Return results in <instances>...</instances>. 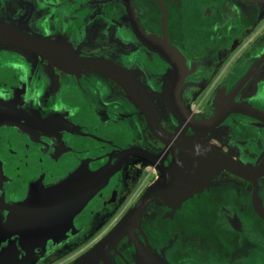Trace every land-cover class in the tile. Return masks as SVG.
<instances>
[{
  "label": "flooded vegetation",
  "instance_id": "af4514ba",
  "mask_svg": "<svg viewBox=\"0 0 264 264\" xmlns=\"http://www.w3.org/2000/svg\"><path fill=\"white\" fill-rule=\"evenodd\" d=\"M129 2L132 11L139 8L136 14L127 12L126 0H0V21L43 38L59 34L77 55L124 68L148 95L161 126L175 133L180 126L157 89L156 77L146 73L144 57L152 53L130 32L131 21L137 19L145 33L162 36L161 12L155 0ZM178 3L176 25L185 54L214 55L206 73L191 75L180 85L185 111L206 119L214 113L212 99L221 84L264 49V2ZM168 28L171 32L169 21ZM237 100L264 111V63ZM185 134L194 135L190 129ZM203 139L235 163L260 170L249 178L219 170L209 181L208 195L194 202L196 208L185 206L179 214L181 220L211 222L201 247L181 237L176 251H166L164 258L168 264H211L200 260L199 249L208 248L212 254L218 223L224 226L226 252L230 237L226 222L234 210L246 223L241 242L248 264H264V124L235 114L208 130ZM136 148L148 150L165 164L179 153L151 132L136 102L110 76L97 70L68 73L30 49L0 40V264H71L86 253L84 243L112 223L102 236L106 235L124 215L122 208L134 204L160 176L151 163L125 153ZM103 169L107 182L74 216V226L65 232L67 240L39 239L40 227L28 230L30 220L41 217L35 215V206L55 186L79 170ZM142 172L153 177L146 185L138 183ZM162 212H168L166 203L154 200L145 219L151 222ZM129 246L124 237L110 258L119 263L118 252L129 258ZM211 259L214 264L212 255Z\"/></svg>",
  "mask_w": 264,
  "mask_h": 264
},
{
  "label": "water",
  "instance_id": "95a60500",
  "mask_svg": "<svg viewBox=\"0 0 264 264\" xmlns=\"http://www.w3.org/2000/svg\"><path fill=\"white\" fill-rule=\"evenodd\" d=\"M155 1L161 12L162 36L158 33H145L139 28L137 19L136 22L131 21L130 32L145 51L152 53L151 57H144L145 69L156 77L157 89L164 97L172 117L180 126L175 133L168 132L161 126L148 95L124 68L105 59L77 55L70 42L59 34L43 38L0 21V40L30 49L55 68L68 73L77 74L87 70H97L117 81L146 116L151 132L164 143L171 145L173 153L174 148L179 151L178 154H173L172 161L168 164L143 148L125 152L127 155H136L154 165L160 171V176L106 235L71 264H99L101 260L104 264H168L164 255L166 251H176L181 237L192 240L191 245L198 247L202 245L201 238H204L203 233L211 222L202 221L199 218L181 220L179 214L187 207L196 208L194 202L208 195L210 179L222 169H228L245 178H249L260 170L259 167L250 169L235 163L221 150L205 142L203 137L208 130L235 114L253 118L264 124L263 110L237 100L241 89L263 65L264 49L255 59L221 84L212 99L215 110L209 118L203 119L189 115L180 101V85L191 75L206 73L204 71L208 69L207 65L213 64V60L208 59L214 55L210 53L202 58H193L185 54L179 42V30L176 25L178 0H167V4L165 0ZM126 2L127 12L136 14V11H139L138 7L135 8L136 11H132L129 0ZM253 2H264V0H253ZM168 13L172 18L171 21L168 20ZM168 21L171 32H169ZM172 38L174 41L171 40ZM186 129H190L194 135L187 136ZM106 182L105 169L97 172L79 170L70 175L65 181L55 186L50 196L44 197L40 205L35 206V215L41 217L38 220L35 217L30 220V222L35 221V224L32 226L29 222L28 230L40 227L39 239H52L56 243L67 240L69 236L65 235V232L70 225L74 226V216ZM154 200L164 201L168 212H162L151 222H147L145 212ZM26 205L24 207L28 208L29 206ZM259 206L261 207L258 203L257 207ZM177 211L179 216L173 215ZM239 217V213L233 210L230 220L226 222V229L230 231L226 252L222 238L224 226L220 228L217 223L214 235L215 248L212 254L207 252L208 248L205 252L200 248L201 261H210L213 264L212 255L214 264H248L249 254L244 252L242 248L244 244L241 242L246 223ZM236 235H238L237 240ZM124 237L130 240V257L127 258L118 252L120 260L117 263L110 258V252L117 251V245ZM224 257H226L225 260Z\"/></svg>",
  "mask_w": 264,
  "mask_h": 264
},
{
  "label": "rangeland",
  "instance_id": "374dc122",
  "mask_svg": "<svg viewBox=\"0 0 264 264\" xmlns=\"http://www.w3.org/2000/svg\"><path fill=\"white\" fill-rule=\"evenodd\" d=\"M241 45V44H240ZM240 45H238V46H240ZM242 68V67H241ZM238 72V71H237ZM146 73H149L148 71H146ZM141 166H142V168H144L146 165L145 164H142L141 163ZM146 169L148 170L149 169V166H147L146 167ZM144 172V171H143ZM142 172V173H143ZM146 175V173H143V174H140V178H139V184H143V185H146V184H148L152 179H153V177L151 176V175H147V176H145ZM147 178V179H146ZM133 206V204L132 205H127V206H125V207H123L122 208V213H124V211H125V213L127 212V210H129L131 207ZM124 213V214H125ZM114 223V222H113ZM110 225H112V223H110V224H108L106 227H105V229H104V231H103V233L102 234H99L98 236H94V237H92V238H90V239H88L85 243H84V245H83V249H90L91 247H92V245H94L98 240H100L103 236V234L107 231V229L108 228H110ZM102 236V237H101ZM101 237V238H100Z\"/></svg>",
  "mask_w": 264,
  "mask_h": 264
}]
</instances>
